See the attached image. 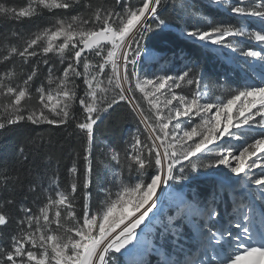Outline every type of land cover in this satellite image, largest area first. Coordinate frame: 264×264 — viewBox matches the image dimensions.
<instances>
[{
	"label": "snow or ice",
	"instance_id": "snow-or-ice-1",
	"mask_svg": "<svg viewBox=\"0 0 264 264\" xmlns=\"http://www.w3.org/2000/svg\"><path fill=\"white\" fill-rule=\"evenodd\" d=\"M169 9L244 73L217 78L223 95L191 53L147 46ZM0 24V131L84 138L66 184L50 165L31 177L24 147L0 165V264H264V0H0ZM147 62L182 66L149 77ZM121 102L143 128L104 152L94 196L95 129ZM193 170L207 190L185 183Z\"/></svg>",
	"mask_w": 264,
	"mask_h": 264
},
{
	"label": "trees",
	"instance_id": "trees-1",
	"mask_svg": "<svg viewBox=\"0 0 264 264\" xmlns=\"http://www.w3.org/2000/svg\"><path fill=\"white\" fill-rule=\"evenodd\" d=\"M13 2L18 6H23L26 0H13ZM195 3L197 6H200L205 4L206 0H195ZM218 18H224V14H221ZM169 19L174 27L169 29L162 37H153L147 41L148 47H163L174 49L177 53L181 50L185 53H191L206 73L207 79L205 83H208L209 89L217 95H223L222 90L213 86L217 78L223 81L227 76L230 80L236 81L239 77H243V72H239L238 77L236 72L231 71V69H236L237 66L231 62H227L224 57H221L220 53L200 48L193 41L180 35V28L175 27V25L184 27L185 17L169 9ZM45 22L40 21V23ZM191 23L195 24V21L193 20ZM25 26L30 27L31 25L26 21ZM5 28L4 24H0V30H5ZM146 65L153 72H159L161 68H172V71L175 72L182 66L160 65L152 62H147ZM232 87L235 88L236 84H232ZM32 104H35V101ZM75 107L77 106H74V109ZM138 126L141 129L143 128L142 125H139L138 119L130 113L129 107L124 102H121V105L111 115L106 116L102 123L98 122L94 139L97 163V170L95 172L96 188L93 190L94 196L97 195L105 179L111 176L106 171V165L100 163V161L105 159L104 152L111 147L123 146V142L127 141L136 132ZM33 141H35L36 146L42 145L38 151L34 147ZM83 144L84 138L78 130H75L74 125L58 127L45 124L40 126L26 125L12 127L8 130L0 131V165H9L20 160V163L16 165L20 167V164L24 162L19 157L18 149L24 147L26 154H31L30 163L28 164L31 170V177L39 176L44 172L45 166L50 165L51 170L59 172L61 182L66 184L68 181V169L71 167L72 162L75 160L82 167V161L77 159V154L82 153ZM197 172L198 170H193L188 173L191 177L188 184L201 190H207L210 187L209 181L204 176L197 175ZM46 195L48 193L43 194V196ZM100 198L102 199V193L100 194Z\"/></svg>",
	"mask_w": 264,
	"mask_h": 264
},
{
	"label": "rangeland",
	"instance_id": "rangeland-1",
	"mask_svg": "<svg viewBox=\"0 0 264 264\" xmlns=\"http://www.w3.org/2000/svg\"><path fill=\"white\" fill-rule=\"evenodd\" d=\"M253 43H255V42H253ZM221 57H223L222 55H221ZM226 60V59H225ZM227 62H231L233 65H236L235 64V62H233V61H228V60H226ZM147 63H145L144 65H143V68H142V72L144 73V74H146V75H148L149 77H151L152 76V74L153 73H159L158 71H155V72H153V71H151L150 70V67L148 68V66L146 65ZM237 66V65H236ZM249 71L250 72H252L253 73V75H256L257 73H259L260 71H261V69L259 68V65H255L252 69H249ZM232 76H234V75H232ZM210 90V89H209ZM177 91H179V90H177ZM210 94L213 96V98L215 97V96H217V94H214L213 93V91L212 90H210ZM33 102V101H32ZM31 102V103H32ZM222 167V166H221ZM198 171H201V170H198ZM258 171V170H257ZM186 184H188V181L187 182H185ZM186 192L188 191V187H185V189H184ZM130 210V209H129Z\"/></svg>",
	"mask_w": 264,
	"mask_h": 264
}]
</instances>
